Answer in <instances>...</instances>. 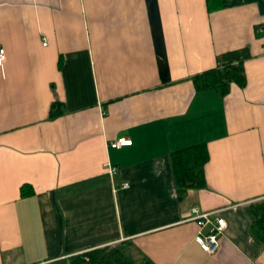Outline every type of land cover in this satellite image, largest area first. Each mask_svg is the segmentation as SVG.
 Masks as SVG:
<instances>
[{"label": "crops", "instance_id": "0c3cea01", "mask_svg": "<svg viewBox=\"0 0 264 264\" xmlns=\"http://www.w3.org/2000/svg\"><path fill=\"white\" fill-rule=\"evenodd\" d=\"M206 2L0 0V264L110 246L141 264H264L245 214L264 199V14ZM243 47V88L195 92ZM200 144L204 186L179 199L170 154ZM192 209L225 223L212 253Z\"/></svg>", "mask_w": 264, "mask_h": 264}, {"label": "trees", "instance_id": "16d2710c", "mask_svg": "<svg viewBox=\"0 0 264 264\" xmlns=\"http://www.w3.org/2000/svg\"><path fill=\"white\" fill-rule=\"evenodd\" d=\"M253 4L260 15L264 14V0H207L208 12L217 8H229ZM256 38L264 39V24L253 29ZM250 58L246 47L223 52L215 56L213 68L191 77L195 92L210 90L218 97L225 96L230 85L243 88L245 75L242 62ZM61 113L60 104L53 102L48 111V119ZM207 153L203 144L174 151L170 154V164L177 197L180 199L189 190H198L204 186L203 166ZM29 193L27 187L20 188V196ZM250 225L249 232L255 241L264 244V199L245 207ZM65 264H141L132 256L122 252L117 246L103 247L68 258ZM144 264V263H142Z\"/></svg>", "mask_w": 264, "mask_h": 264}, {"label": "built area", "instance_id": "2783aa9c", "mask_svg": "<svg viewBox=\"0 0 264 264\" xmlns=\"http://www.w3.org/2000/svg\"><path fill=\"white\" fill-rule=\"evenodd\" d=\"M4 56V51L0 48V65L2 63ZM129 141L124 139H118L115 142L109 144L111 148H119L121 146L129 145ZM111 174L114 173V169H109ZM125 186V184L123 185ZM191 220H194L196 224L200 227L207 223H212L213 227L211 231L203 236H196L195 241L198 244L199 248L206 253H212L217 248V236L221 233L222 229L225 226L224 221L221 218L214 217L212 220L210 219L211 216L215 215V212L207 213V212H200L198 209L191 210Z\"/></svg>", "mask_w": 264, "mask_h": 264}]
</instances>
